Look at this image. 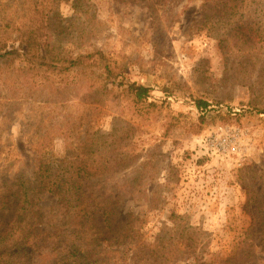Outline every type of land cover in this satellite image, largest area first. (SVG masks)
<instances>
[{
    "label": "rangeland",
    "instance_id": "obj_1",
    "mask_svg": "<svg viewBox=\"0 0 264 264\" xmlns=\"http://www.w3.org/2000/svg\"><path fill=\"white\" fill-rule=\"evenodd\" d=\"M208 8L204 0H0L8 49L41 12L62 57L101 52L120 73L37 78L44 89L35 92L0 72V188L37 179L45 165L114 160L89 186L98 201L112 199L117 233L132 232L130 245L146 255L134 261L123 244L124 259L110 264H149L151 251L159 252L151 264H264V0L237 1L231 52L211 34ZM129 84L149 96L138 102ZM42 197L44 226L63 230L58 199ZM16 210L11 201L0 223Z\"/></svg>",
    "mask_w": 264,
    "mask_h": 264
},
{
    "label": "trees",
    "instance_id": "obj_2",
    "mask_svg": "<svg viewBox=\"0 0 264 264\" xmlns=\"http://www.w3.org/2000/svg\"><path fill=\"white\" fill-rule=\"evenodd\" d=\"M237 1L204 0L210 7L204 10V17L207 23L213 24L209 28L211 34L225 44L229 52L236 37L233 26L238 14L235 11ZM43 18L41 12H36L31 20L27 19L20 25L16 37L18 48L8 49L6 38L0 37V72H14V86L30 85L35 92L40 91L44 88L38 86L37 78L62 77L74 70H78V74L90 73L98 79L105 77V81L118 80L120 73H114L111 62L101 52L77 58L62 57L49 34L44 32ZM17 63L23 65L14 69ZM127 86V91L138 102L149 96L150 89L144 86ZM197 108L204 111L208 104L198 101ZM111 163L101 159L93 166L86 163L81 167L77 166V161L69 160L59 162L56 167H41L44 175L35 180L20 179L7 193L4 192L7 185L3 183L0 188V212L7 209L11 201L17 203V210L12 220L0 223V264H110L115 259H110L111 256H122L119 260L124 259L120 250L123 244L127 249L134 250L137 244L130 245L132 232L123 230L117 233L112 220L115 213L112 199L98 201L89 186L92 180L107 174ZM115 164L117 166L118 161ZM43 195L58 199L56 207L61 210L60 221L66 223L63 230L57 225L44 226L48 223L43 222L39 205ZM98 211L104 218L103 229L96 223ZM194 246L191 249L195 250ZM143 254L135 249L131 259L138 261ZM158 254L149 252V264Z\"/></svg>",
    "mask_w": 264,
    "mask_h": 264
}]
</instances>
